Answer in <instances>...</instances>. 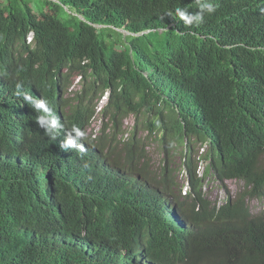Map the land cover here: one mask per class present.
I'll return each instance as SVG.
<instances>
[{
  "label": "trees",
  "instance_id": "16d2710c",
  "mask_svg": "<svg viewBox=\"0 0 264 264\" xmlns=\"http://www.w3.org/2000/svg\"><path fill=\"white\" fill-rule=\"evenodd\" d=\"M207 2L215 12L196 0H0V264H264V209L249 204L264 199V0ZM177 8L202 15L188 24ZM104 92L110 120L132 113L189 151L208 141L218 181L239 191L218 206L193 176L189 195L168 183L149 205L133 183L106 190L100 155L66 165L62 145ZM39 114L57 120L56 141ZM56 217L93 241L45 246Z\"/></svg>",
  "mask_w": 264,
  "mask_h": 264
},
{
  "label": "clouds",
  "instance_id": "9594fccd",
  "mask_svg": "<svg viewBox=\"0 0 264 264\" xmlns=\"http://www.w3.org/2000/svg\"><path fill=\"white\" fill-rule=\"evenodd\" d=\"M196 3L201 9H207L209 14L216 11V6L212 2L200 3V0H196ZM167 14L173 15L171 12ZM174 15L183 18L190 24L194 18L200 19L202 14H197L195 17H192L186 14V9L177 8ZM31 40L32 34L27 36V43L31 42ZM24 95L37 109H42L44 112L48 111L46 100H36L32 95L27 93H24ZM102 96L104 97L101 99ZM101 97L97 101H94L95 108L89 124L82 128V130L73 125L72 127L75 132L72 134L71 138L67 139L66 144L62 145L64 147L62 150L72 152L73 155L77 157L75 158L73 155L66 157V165L74 167L79 164L77 159H84L85 168H87L91 159L100 155L97 161H99L102 170L109 176V182L105 185L106 190L115 192L122 188L121 185L128 186L135 184L138 198L149 205L157 204L156 199L165 194L164 189L167 188L166 186L168 183L173 185L175 190L180 191L182 197L189 195V193H192L193 189V176L199 180L198 189H201L204 195H206V184L209 182L213 183L212 186L214 188L222 189L223 198L218 200L214 199L218 206L221 205L224 199H228L229 197L233 198L237 191H239L240 188L235 193L231 192L228 185L230 180L237 179H227L224 183L218 181L211 165V157L208 154L210 148V143L208 141L197 143L193 150L189 151L187 149V137H185L184 145H182L178 139H166L161 129H154L151 131L150 128L146 126V123L136 119L132 113L120 121L110 120L108 116L105 117L103 114V107L107 101L108 92H104ZM96 114H100L102 121L99 126L88 132V128ZM38 118L41 127L48 129L50 136L56 141V136L52 129L57 127V120H49L43 116L40 117V114L37 116L36 120ZM129 119H131V122ZM45 124H47V126ZM28 126L29 123H27L26 119L24 117L21 118L18 126L21 133L26 130L27 135ZM144 129L147 130V138H149L147 145L139 135ZM21 133L19 135L24 141L26 136ZM156 139L162 146L165 161V165L161 166L163 174L160 178H157L151 170V162L146 150L148 145L151 144L150 142H155ZM82 141L86 142V144L78 145ZM172 141L173 143L181 144L179 150L180 159L173 172L177 173L176 176L173 174L171 175V168L169 165L170 149L173 146L171 144ZM91 144L93 145L90 149L89 145ZM69 145L73 147L68 148L67 146ZM177 150L175 152H177ZM64 155L66 154L64 153ZM178 177H180V181L177 180ZM46 225V231L42 235L40 241L47 247H50L53 242H60L62 244L66 241L67 236L72 238L76 249L93 241L82 235H72L66 230L64 226L65 223H61L58 217L53 221L47 220ZM138 250H141V248H138Z\"/></svg>",
  "mask_w": 264,
  "mask_h": 264
},
{
  "label": "rangeland",
  "instance_id": "374dc122",
  "mask_svg": "<svg viewBox=\"0 0 264 264\" xmlns=\"http://www.w3.org/2000/svg\"><path fill=\"white\" fill-rule=\"evenodd\" d=\"M127 32V31H124ZM79 78H75L73 80L72 85L70 86V88L66 91L65 93V97L68 98H72L74 96V90L80 88L79 86V82H78ZM104 96L101 97V99ZM101 116L100 114H96L95 118L93 119V121L91 122L89 128H88V132H90L91 130H93L95 127L100 125L101 122ZM129 121L131 122V119H129ZM143 140V142L146 143V145L149 142V138L148 137V133L147 130L144 129V131H142L139 134ZM158 139V138H157ZM157 139L155 140V142H150L151 144L148 145V147L146 148L147 150V155L150 158V162H151V170L154 172V174L157 176V178H160L163 174V171H161V166L165 165V161H164V152L162 149V146L159 142H157ZM180 141V140H179ZM173 146L170 149V168H171V175L173 174L174 176L177 175V173H173L174 169L177 166V163L179 162L180 156H179V150L181 147V144L178 143H171ZM179 148V149H178ZM178 149V150H177ZM177 150V152H175ZM177 180L180 181V177L177 178ZM213 183L209 182L206 184V190H205V194L210 197L212 200H218L220 198H223L222 196V189L220 188H214ZM229 185V189L231 190V192L235 193L243 184L241 181L239 180H230L228 182ZM251 209L254 212H258L264 209V199H252L249 202ZM140 262H142V259L139 260ZM177 264H188L187 260H184L183 262H179Z\"/></svg>",
  "mask_w": 264,
  "mask_h": 264
},
{
  "label": "bare ground",
  "instance_id": "6f19581e",
  "mask_svg": "<svg viewBox=\"0 0 264 264\" xmlns=\"http://www.w3.org/2000/svg\"><path fill=\"white\" fill-rule=\"evenodd\" d=\"M45 116V115H44ZM63 125V124H62ZM61 128V127H60ZM26 130L25 131H23V133H21L22 135H25L26 136ZM21 140H22V138H21Z\"/></svg>",
  "mask_w": 264,
  "mask_h": 264
}]
</instances>
